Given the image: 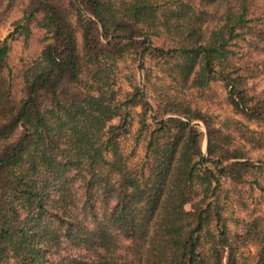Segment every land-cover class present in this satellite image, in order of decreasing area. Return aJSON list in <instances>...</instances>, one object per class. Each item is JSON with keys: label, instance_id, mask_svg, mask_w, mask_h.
I'll list each match as a JSON object with an SVG mask.
<instances>
[{"label": "trees", "instance_id": "1", "mask_svg": "<svg viewBox=\"0 0 264 264\" xmlns=\"http://www.w3.org/2000/svg\"><path fill=\"white\" fill-rule=\"evenodd\" d=\"M12 8L0 40V264H236L221 179L243 184L254 162L199 107L176 96L155 109L144 84L122 99L115 87L127 58L147 82L155 65L182 90L221 81L233 111L264 126V90L247 80L251 54L264 55V0H6L3 13ZM33 27L40 49L14 70L11 41L26 44ZM136 106L145 145L132 162L122 139ZM252 132L242 137L258 146Z\"/></svg>", "mask_w": 264, "mask_h": 264}, {"label": "rangeland", "instance_id": "2", "mask_svg": "<svg viewBox=\"0 0 264 264\" xmlns=\"http://www.w3.org/2000/svg\"><path fill=\"white\" fill-rule=\"evenodd\" d=\"M5 3L6 0L0 1V40L13 30L12 22L18 17L16 9L13 8L8 13H3ZM41 37L42 32L33 27L32 36L26 44L22 37L12 40L8 58L9 66L16 70L23 59L37 54L41 46ZM249 65H251L249 71L253 74L249 75L248 84L261 92L264 90L263 53L251 54ZM118 69L120 75L115 87L117 98L122 99L131 91V83L144 84L148 99L155 109L161 110L168 100L178 96L211 115L218 126L233 133L235 144L245 154L244 159L254 162L255 168L243 184L234 183L230 178L221 179L219 203L229 241L234 246L236 264H256L259 252L264 247V191L262 189L264 188V126L262 123L248 121L233 111L226 102L227 90L221 81L212 82L205 89L182 90L159 71L157 65L152 66L148 82L143 81L142 72L137 69V63L131 59L120 61ZM139 110L138 106L130 109V133L122 139L125 153L134 152L132 162L139 161L144 154L145 139L137 137L136 134ZM194 122L199 124L203 132L205 131L201 120ZM248 130L254 131L253 135L259 138L258 146H254L242 137L243 132L247 133ZM202 150L206 153V136L203 137ZM204 248L209 249V244L205 242Z\"/></svg>", "mask_w": 264, "mask_h": 264}]
</instances>
